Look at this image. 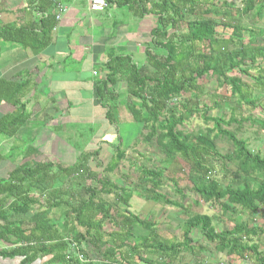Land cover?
Instances as JSON below:
<instances>
[{
    "label": "trees",
    "instance_id": "16d2710c",
    "mask_svg": "<svg viewBox=\"0 0 264 264\" xmlns=\"http://www.w3.org/2000/svg\"><path fill=\"white\" fill-rule=\"evenodd\" d=\"M106 2L128 6L140 18L148 14L157 18L145 49L146 63H136L129 54L111 56L103 68L104 77L95 83V96L106 108L107 120L114 124L113 106L118 94L113 87L121 80L126 82L125 105L131 125L124 133H120V124L115 125L118 142L112 146L116 153L100 177L90 166V161L100 155V146L77 151L72 164L26 161L0 177V240L15 245L1 254L22 258L21 264H140L138 260L144 264H174L183 252L196 256L216 250L244 264H264V251L258 243L264 237V225H248L238 217L264 214V155L229 128L235 125L240 131L244 123L251 122L264 132V119L240 116L245 105L256 109L264 101V0H241L237 7L226 0ZM56 8L55 0H29V7L20 11L27 20L20 25L4 24L0 38L41 52L52 42L59 23ZM222 25L231 32H219L217 28ZM254 69L263 79H254V85H249L242 77H249ZM203 77L215 78L230 88L234 103H229V115L213 113V107L204 101L207 93L199 83ZM24 92L25 84L15 79L0 80V104L7 101L17 107L14 113L0 114L1 135L14 137L29 120L30 113L22 102ZM211 98L223 110L225 100H218L217 95ZM195 114H200L206 125L185 130V122ZM125 136L133 138L135 145L154 147L164 164L153 170L138 165L131 189L126 180L114 182L108 175L116 173L125 158ZM220 138L231 144L226 153L218 147ZM180 160L190 167L192 191L227 216L233 227L217 230L212 215L194 213L182 226V240L161 241L158 227L131 211L135 192L148 201L184 207L161 191L166 170L179 165ZM218 162L225 183L216 174ZM74 176L78 181L68 185ZM88 180H94L95 186H88ZM171 181L174 193L185 199L178 181ZM63 205L67 209L61 220L56 219L53 210ZM20 216L28 217V227ZM72 217L84 232H67ZM106 223L112 225L108 235ZM193 229L204 236L206 244L193 245ZM73 242L80 246L85 262L76 256ZM206 260L200 262L194 257L181 264H210Z\"/></svg>",
    "mask_w": 264,
    "mask_h": 264
},
{
    "label": "crops",
    "instance_id": "0c3cea01",
    "mask_svg": "<svg viewBox=\"0 0 264 264\" xmlns=\"http://www.w3.org/2000/svg\"><path fill=\"white\" fill-rule=\"evenodd\" d=\"M93 1L55 0L57 10L61 7L64 12L53 30L52 42L41 52L35 53L0 38V80L15 79L25 84L22 102L30 113L29 120L14 137L0 134V177L26 161L74 163L77 149L63 135L72 133L82 115L95 119L97 111H104L98 118L103 123L99 131L100 147L103 141H107L105 145L118 142L117 123L121 125L120 133L131 125L125 105L126 82L119 81L113 87L115 93L121 95L114 108L117 120L114 124L107 120L106 108L95 96V83L104 76L103 68L111 56L129 54L136 63H146L145 49L157 18L153 14L140 18L128 6L115 4L93 11ZM28 7L29 0H0V27L6 23L22 24L27 18L20 11ZM16 110L17 107L7 101L0 104L1 115ZM27 218L22 217L26 227L29 226ZM14 247L0 240V264H21L22 258L1 254Z\"/></svg>",
    "mask_w": 264,
    "mask_h": 264
},
{
    "label": "rangeland",
    "instance_id": "374dc122",
    "mask_svg": "<svg viewBox=\"0 0 264 264\" xmlns=\"http://www.w3.org/2000/svg\"><path fill=\"white\" fill-rule=\"evenodd\" d=\"M226 1L232 3L235 7L241 5V0ZM244 20H246V17H244ZM217 29L219 32H225L227 34L231 32V29H225L223 25L218 26ZM247 63L248 65H251L249 60H247ZM249 77L245 75L242 77L243 80L249 85H254V79H263L262 76L258 74L256 69L250 72ZM199 83L205 86L207 97L204 98V101L206 103H209L213 107V113L221 114V112H224L226 115H229L231 112L229 103H234V100L230 98V88L228 86L220 85L215 78L210 79L203 77L199 80ZM252 88H254V86ZM255 92H257V90H255ZM261 93L264 95L263 91H261ZM212 95H217L218 100H225V106L223 110H220L215 106L214 102L211 100ZM118 97H121V95H119ZM118 100L119 99H117L116 104L113 106V108L117 107ZM111 104L113 105L114 103L112 102ZM101 111L104 112L100 109V112ZM123 111L124 113H126L125 109H123ZM126 111L128 112V110ZM100 112L97 111L95 119H88V117H86V114L82 115V118L78 121L77 125L73 126L72 133H64L63 137L69 138L71 140L70 144L76 147L78 152H87L89 150H94V148H97L99 146L101 137L99 135V131L103 124L102 121L98 119L100 117ZM240 116H253V118L264 119V101L256 109H252L249 105H245ZM123 117H125V115H123ZM205 125V121L204 119H202L200 114H195L185 122L184 128L187 131H192L193 129L204 127ZM229 128L231 130L237 131L240 137L248 139L251 144V148L255 151H260L262 155H264V132L260 130L257 124L254 125L251 122H246L244 123V128L240 131L235 128V125H231V127ZM108 136L111 137V134H109ZM134 141L135 140H133V138L129 139V137L126 138L125 136V141L122 146V149L125 153V158L122 160L120 169L116 173L108 174L114 182L122 183L124 180H126L129 189H131L133 184L132 179L136 181V176L138 173L136 171V167L138 165L142 166L143 168H149L151 170L156 168L158 165L164 166V164L161 165V159L163 158L162 155L160 153H157L154 147L148 146L146 144L135 145ZM218 143V147L222 153L228 152V150L231 148V144L224 138H220ZM101 145L102 149L100 151V155L94 160L90 161L91 169L94 172H97L99 177L104 174L103 170L105 166L111 160L112 156L116 153V149L114 146L109 144L105 145L103 143ZM110 147L113 148L111 149ZM137 151L144 154L145 157H141L140 154L137 153ZM111 153L113 154L111 155ZM99 162L101 163L100 165H98ZM216 167L218 171L216 173L217 176L225 183L226 181L224 177V171L221 168V164L218 162L216 164ZM229 167L233 168L230 165ZM189 169V165L183 160H180V163L177 166H169L165 172V184L161 189V191H163V193H165L169 198L182 203L184 209L164 204L162 202L157 203L152 200H145L144 198L137 195V192H135L131 198V211L137 216L150 219L158 227L160 236L159 238L161 241L165 239L178 241L182 240V226L185 220L194 213L212 215L214 217V224L217 230H224L234 226V223L227 216H222V213L218 209H216L209 203H205L197 193L192 191L193 186L188 178ZM126 174H129L131 177L129 178L125 176ZM76 177L77 176L71 177L68 185H70V183L74 182L75 180L78 181V178ZM172 178L178 181L179 187L187 196L185 199H182L179 194L174 193V187L171 181ZM87 183L88 186H95L94 180H88ZM106 197L108 199H112L111 195H108ZM196 201H198L197 204ZM65 209H67V206L65 205L55 208L53 210L52 216H54L56 219L62 218ZM22 217L23 216H20V219H22ZM238 217L239 221H243L248 225H264V214L259 216H252L247 213L244 216ZM68 227L69 231L67 232H71L70 234H73L74 232L85 231L84 228L80 227L76 223L73 217L70 219ZM104 229L106 235H108V233L112 230V225H110V223H106ZM64 232L66 233V231ZM191 239L193 241V245L195 246L206 244V239L197 229H193L191 233ZM258 243L260 244V249L264 251V237L258 240ZM211 251L212 252L206 251L203 253H196V256L191 253L183 252V255L180 256L174 264H181L182 261L191 262L194 257L197 258L200 262L206 258V262L210 264H244L242 260L237 259L233 256H227L225 254L218 253L216 250ZM138 262L140 264H144L140 260H138Z\"/></svg>",
    "mask_w": 264,
    "mask_h": 264
},
{
    "label": "built area",
    "instance_id": "2783aa9c",
    "mask_svg": "<svg viewBox=\"0 0 264 264\" xmlns=\"http://www.w3.org/2000/svg\"><path fill=\"white\" fill-rule=\"evenodd\" d=\"M106 5H107L106 0H94V1L92 2L91 9H92L93 11H102V10L105 8ZM56 9H57V8H56ZM63 12H64V9H63V8H61V7L58 8V14H57V19H58V21L61 20L62 15H63ZM95 74H97L96 71H95ZM72 247H73V249L75 250V254H76V256H78V258H79L81 261L85 262L86 260H85L84 255H83V254L81 253V251H80V246H79L76 242H73V243H72Z\"/></svg>",
    "mask_w": 264,
    "mask_h": 264
}]
</instances>
